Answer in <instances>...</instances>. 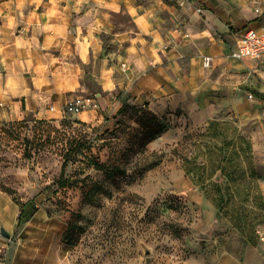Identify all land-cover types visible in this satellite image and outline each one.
<instances>
[{
  "label": "crops",
  "instance_id": "1",
  "mask_svg": "<svg viewBox=\"0 0 264 264\" xmlns=\"http://www.w3.org/2000/svg\"><path fill=\"white\" fill-rule=\"evenodd\" d=\"M179 1L0 0V121L30 113L57 119L79 98L83 122L131 101L159 119L181 107L204 123L218 116L227 95L240 125L253 117L255 162L243 168L248 211L216 213L203 233L200 264H264V64L230 55L244 28L264 31V0ZM204 56L212 58L209 67ZM241 81L254 88L246 100ZM7 238H0V264L38 263L21 239Z\"/></svg>",
  "mask_w": 264,
  "mask_h": 264
},
{
  "label": "rangeland",
  "instance_id": "2",
  "mask_svg": "<svg viewBox=\"0 0 264 264\" xmlns=\"http://www.w3.org/2000/svg\"><path fill=\"white\" fill-rule=\"evenodd\" d=\"M239 86L243 100L254 91L244 81ZM226 96L218 116L204 123L181 107L161 117L167 130L144 152L136 113L123 107L142 105L131 101L89 122L64 107L57 119L30 113L0 121V219L10 235L14 230L8 243L21 239L39 264H200L203 233L216 213L248 211L243 168L255 162L253 117L240 125ZM93 160L122 161L126 175L110 176Z\"/></svg>",
  "mask_w": 264,
  "mask_h": 264
},
{
  "label": "built area",
  "instance_id": "3",
  "mask_svg": "<svg viewBox=\"0 0 264 264\" xmlns=\"http://www.w3.org/2000/svg\"><path fill=\"white\" fill-rule=\"evenodd\" d=\"M188 0H182L181 5H184ZM258 10V9H256ZM197 11H201V8H197ZM231 57L237 60L241 59H252L258 60L264 64V31L259 32L253 28L246 27L242 30L239 35L235 48L230 53ZM212 58L210 56L203 57V64L205 67H209ZM123 68L127 69V65L124 63L121 65ZM264 74V68H263ZM249 98H252V94L248 95ZM85 107L84 103L76 98L72 101H69L65 104L63 108V113H79ZM2 225L0 223V236L1 235ZM9 241H12V237L7 238Z\"/></svg>",
  "mask_w": 264,
  "mask_h": 264
},
{
  "label": "trees",
  "instance_id": "4",
  "mask_svg": "<svg viewBox=\"0 0 264 264\" xmlns=\"http://www.w3.org/2000/svg\"><path fill=\"white\" fill-rule=\"evenodd\" d=\"M124 106L130 107L136 113V118L139 124V131H140L137 137V142L140 146V150L144 152L145 146L149 142L153 141L158 135L165 132L167 130V126L164 123H162L160 119L151 110L148 109L147 105H144L142 107H137L135 105H123V107ZM71 153H72V149H67V152L65 153V160L61 167V178L63 177L65 167L67 166V163L71 158L70 157ZM93 164L96 167L104 169L106 173L109 174L110 176H113L114 172L116 171L122 172V174L126 175V169H123L124 165L122 164V161L118 165L106 166L103 163H99L96 160H93ZM157 164H158L157 162H154L152 164L147 165L146 168H151ZM21 214H22V210L20 211L19 215Z\"/></svg>",
  "mask_w": 264,
  "mask_h": 264
},
{
  "label": "water",
  "instance_id": "5",
  "mask_svg": "<svg viewBox=\"0 0 264 264\" xmlns=\"http://www.w3.org/2000/svg\"><path fill=\"white\" fill-rule=\"evenodd\" d=\"M1 235L4 237H9V234L5 231L4 228L1 229Z\"/></svg>",
  "mask_w": 264,
  "mask_h": 264
}]
</instances>
